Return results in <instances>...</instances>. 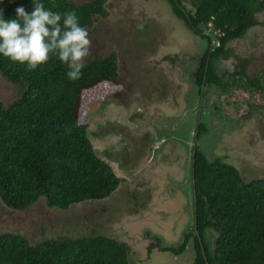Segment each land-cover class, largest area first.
<instances>
[{
    "label": "rangeland",
    "instance_id": "374dc122",
    "mask_svg": "<svg viewBox=\"0 0 264 264\" xmlns=\"http://www.w3.org/2000/svg\"><path fill=\"white\" fill-rule=\"evenodd\" d=\"M105 7L106 15L87 27L92 45L84 61L115 50L121 86L88 90L82 119L97 154L121 178L119 186L106 198L67 209L41 197L16 210L0 199V233L13 231L32 242L103 233L128 246L131 264H192V238L190 249L177 256L158 248L179 245L192 223L187 140L201 120L207 130L199 144L209 158L235 164L247 179L264 177V92L210 86L201 97L194 72L206 40L176 17L167 0H105ZM256 16L255 25L228 42L231 57L218 61L220 72L235 69V55L249 59L248 75L264 69V9ZM19 90L0 72V102L8 104ZM207 238L213 249L215 232Z\"/></svg>",
    "mask_w": 264,
    "mask_h": 264
},
{
    "label": "trees",
    "instance_id": "16d2710c",
    "mask_svg": "<svg viewBox=\"0 0 264 264\" xmlns=\"http://www.w3.org/2000/svg\"><path fill=\"white\" fill-rule=\"evenodd\" d=\"M167 1L187 28L206 40L194 72L200 94L205 96L210 86L224 92L234 87L250 94L264 92V69L246 74V57L235 55L233 71L218 70V61L231 57L228 42L258 22L256 14L264 9V0H190L191 7L184 0ZM0 3L6 16L14 15L17 4H24L26 10L34 6L32 0ZM43 3L61 12L74 9L85 27L93 25L95 16L107 13L105 0ZM118 59L115 50L93 56L84 61L82 75L72 80L66 76L67 65L54 54L33 70L0 55V72L20 87L11 102H0V199L4 205L20 210L44 197L50 207L67 209L106 198L118 188L121 178L97 154L89 122L82 119L88 90L121 86ZM194 126L197 142L189 146L187 186L192 223L179 245L158 248L179 254L192 238V264H264V177L247 179L235 164L220 156L209 158L198 141L207 127L201 120ZM209 230L215 232L213 249ZM0 264L131 263L128 246L103 233L65 234L32 242L6 231L0 233Z\"/></svg>",
    "mask_w": 264,
    "mask_h": 264
},
{
    "label": "clouds",
    "instance_id": "9594fccd",
    "mask_svg": "<svg viewBox=\"0 0 264 264\" xmlns=\"http://www.w3.org/2000/svg\"><path fill=\"white\" fill-rule=\"evenodd\" d=\"M32 4L30 10L17 4L14 15L6 16L0 3V55L33 70L54 54L67 65L66 76L78 79L84 58L91 52L89 29L80 23L74 9L46 8L43 0H32Z\"/></svg>",
    "mask_w": 264,
    "mask_h": 264
},
{
    "label": "flooded vegetation",
    "instance_id": "af4514ba",
    "mask_svg": "<svg viewBox=\"0 0 264 264\" xmlns=\"http://www.w3.org/2000/svg\"><path fill=\"white\" fill-rule=\"evenodd\" d=\"M200 96L201 97H204V95H202V94H200ZM199 119V118H198ZM178 138H179V136H177ZM165 136L164 135H161L159 138H158V140H162V141H164L165 140ZM195 138H196V133H195V131H194V134H193V137L191 138V141H190V143H188V140H187V144H189V146L191 145H194L195 144V142H197L196 140H195ZM199 141V140H198ZM192 181H193V178H192ZM193 191H194V189H193Z\"/></svg>",
    "mask_w": 264,
    "mask_h": 264
},
{
    "label": "water",
    "instance_id": "95a60500",
    "mask_svg": "<svg viewBox=\"0 0 264 264\" xmlns=\"http://www.w3.org/2000/svg\"><path fill=\"white\" fill-rule=\"evenodd\" d=\"M195 229H196V227H194ZM197 236H198V238H199V240H200V237H199V234H197ZM200 243H201V241H200ZM201 248H202V252H203V254H205V252L203 251V247H202V245H201ZM205 256V255H204ZM205 260H206V256H205Z\"/></svg>",
    "mask_w": 264,
    "mask_h": 264
},
{
    "label": "crops",
    "instance_id": "0c3cea01",
    "mask_svg": "<svg viewBox=\"0 0 264 264\" xmlns=\"http://www.w3.org/2000/svg\"><path fill=\"white\" fill-rule=\"evenodd\" d=\"M162 246H168V245H162ZM187 248H189L190 249V247L189 246H186V248L184 249V251L187 249ZM170 251V250H169ZM174 254V253H173ZM174 255H179V254H174Z\"/></svg>",
    "mask_w": 264,
    "mask_h": 264
},
{
    "label": "bare ground",
    "instance_id": "6f19581e",
    "mask_svg": "<svg viewBox=\"0 0 264 264\" xmlns=\"http://www.w3.org/2000/svg\"><path fill=\"white\" fill-rule=\"evenodd\" d=\"M107 216V215H106ZM191 232V231H190ZM202 240H203V238H202ZM211 241V240H210ZM185 242V241H184ZM160 249V248H159ZM207 256V255H206Z\"/></svg>",
    "mask_w": 264,
    "mask_h": 264
}]
</instances>
